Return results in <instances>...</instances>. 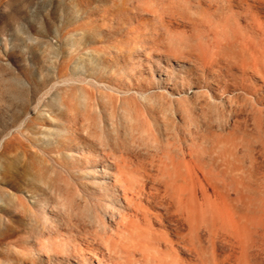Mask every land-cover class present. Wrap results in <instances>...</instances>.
Wrapping results in <instances>:
<instances>
[{
    "label": "rangeland",
    "instance_id": "rangeland-1",
    "mask_svg": "<svg viewBox=\"0 0 264 264\" xmlns=\"http://www.w3.org/2000/svg\"><path fill=\"white\" fill-rule=\"evenodd\" d=\"M201 262L264 264V0H0V264Z\"/></svg>",
    "mask_w": 264,
    "mask_h": 264
},
{
    "label": "bare ground",
    "instance_id": "bare-ground-1",
    "mask_svg": "<svg viewBox=\"0 0 264 264\" xmlns=\"http://www.w3.org/2000/svg\"><path fill=\"white\" fill-rule=\"evenodd\" d=\"M153 191H156V189L153 188ZM154 195H156V193H154ZM151 196H153V193L150 194V197H151ZM145 210H146V209H145ZM136 212H137V210H136ZM143 221H145L148 225H150L151 222H152L151 219L147 217V214H146V213H145V215H144ZM201 264H203V263L201 262Z\"/></svg>",
    "mask_w": 264,
    "mask_h": 264
}]
</instances>
